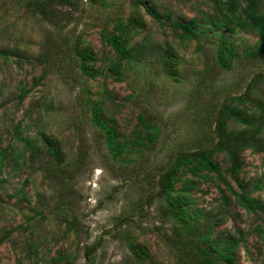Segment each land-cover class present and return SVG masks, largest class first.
<instances>
[{
  "label": "rangeland",
  "instance_id": "obj_1",
  "mask_svg": "<svg viewBox=\"0 0 264 264\" xmlns=\"http://www.w3.org/2000/svg\"><path fill=\"white\" fill-rule=\"evenodd\" d=\"M37 1L0 0V264H199L202 236L237 240L235 264H264V210L233 191L245 185L264 207L263 151L242 150L234 175L226 152L212 157L230 186L181 168L172 196L187 185L189 225L160 195L178 157L219 142L226 105L264 117L262 31L213 26L216 0H52L47 17ZM136 14L121 57L105 33ZM193 18L182 39L174 24ZM222 35L237 52L230 66L218 59ZM96 110L123 143L118 157Z\"/></svg>",
  "mask_w": 264,
  "mask_h": 264
},
{
  "label": "trees",
  "instance_id": "obj_2",
  "mask_svg": "<svg viewBox=\"0 0 264 264\" xmlns=\"http://www.w3.org/2000/svg\"><path fill=\"white\" fill-rule=\"evenodd\" d=\"M52 0L37 1V9L41 12L44 17H47L51 14L48 3H51ZM60 1V0H58ZM65 4L73 5L72 0H61ZM240 1H247L246 6H241ZM215 11L220 19L217 17L210 20L211 24L216 27H220L221 22H225L226 27L233 24V27H230V30L236 31L237 28H247L256 29L262 31L264 36V15L258 12V0H228L226 3H221L220 0L215 1ZM119 25L115 28L118 31V35L105 33V38L108 43L112 45L116 53L121 56H129L130 50L129 45L132 40L131 35L128 31H134L136 28L141 26L140 19L138 14L132 16L129 21L125 24L118 23ZM200 24L198 18H193L187 23L176 22L175 31L178 29L182 30L180 37L182 39H188L193 37L195 34V28ZM177 28V29H176ZM220 53L218 59L220 63L223 61V65L230 66L231 64L227 62L231 61L232 56L235 55L236 49L234 45L230 44L228 37L225 35L221 36L220 42ZM263 47V46H261ZM259 50H261L259 48ZM79 56L83 55L79 53ZM47 59V56L43 57ZM172 57L168 60H163L162 63L168 67L169 75H176V71L172 68ZM115 70V69H114ZM119 65L116 67V73H119ZM241 99V98H236ZM243 99H241V102ZM263 109V108H262ZM100 110H96L94 115V120L99 121L101 125L106 130V141L107 145L111 150V153L118 157L122 153L123 143H120L117 140V137L113 133V129L109 128L104 124L101 119ZM255 114L248 113L247 110L225 106L220 110L217 117V123L215 126V134L220 137L219 142L212 148L203 149L199 152L193 154H184L178 157L160 178V195L167 200L169 205L168 211L171 213L174 218L182 221L184 224L189 225V220L187 216V202L184 197L180 195V192L186 190L187 185L184 184L175 196H172L173 191H175V183L178 179L179 172L181 168L190 171L193 175H199L206 172H214L224 181L227 185L230 186L228 180L221 174L220 168L213 161L212 157L218 152H226L228 154V160L230 161L229 171L237 173L242 166V157L241 151L246 148H252L254 151H263L264 152V138L261 137L263 132V124L261 122L264 120V117L259 118L254 117ZM143 120V117H140ZM263 119V120H262ZM229 120L237 122L238 124L245 125V128H233L230 129ZM144 127L147 128L149 132L151 125L144 124ZM142 138V137H140ZM148 138V136H147ZM145 139L142 140V142ZM141 141V139H140ZM4 154L1 153L0 156V165L2 163ZM204 177H208L207 174ZM240 191H234L237 196V200L246 210L249 212H254L256 209L264 210L263 205L258 199L250 195V192L247 190L246 186L240 184ZM188 228V226H187ZM186 228V229H187ZM189 232V228L187 230ZM196 241L193 239V242ZM197 249L200 251L201 255L197 257V262L199 264H217L219 261H225L227 264L234 263V254L236 252L237 240H227L225 242L213 241L211 244L208 236H202L201 242H194ZM202 243H206L207 247H204Z\"/></svg>",
  "mask_w": 264,
  "mask_h": 264
}]
</instances>
